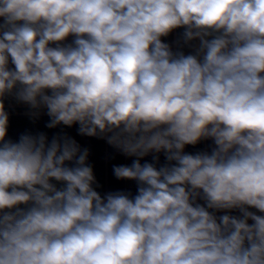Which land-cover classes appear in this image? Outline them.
Segmentation results:
<instances>
[{
    "label": "clouds",
    "instance_id": "clouds-1",
    "mask_svg": "<svg viewBox=\"0 0 264 264\" xmlns=\"http://www.w3.org/2000/svg\"><path fill=\"white\" fill-rule=\"evenodd\" d=\"M8 97L135 158V194L8 139ZM0 264H264V0H0Z\"/></svg>",
    "mask_w": 264,
    "mask_h": 264
},
{
    "label": "crops",
    "instance_id": "crops-1",
    "mask_svg": "<svg viewBox=\"0 0 264 264\" xmlns=\"http://www.w3.org/2000/svg\"><path fill=\"white\" fill-rule=\"evenodd\" d=\"M183 29L175 30L170 36L163 38L165 42L170 43L173 46V50L177 49V41L181 39V33ZM196 43V42H193ZM185 54L193 51L191 47L184 46L182 49ZM5 109L9 114V127L7 138L13 141L19 139L21 134L30 133L33 135L41 132L45 133L49 140L57 134H67L74 138L81 146V148L89 149L88 163L93 167L94 175L96 176L99 187L97 191L104 195L109 191L125 190L131 192L133 195L136 192V184L134 181H118L115 179L112 168L114 165L131 164L133 157H126L111 145L106 140L97 137H87L78 134V125H74L68 128L63 125H59L56 128H47L46 124L50 118L46 115V112H40L38 117L32 116L31 111H18L11 109H30L27 105L17 102L14 98L8 97L4 101ZM45 110V109H44ZM211 140H203L195 146L188 145L185 148L186 152L196 153L198 151H211ZM159 164L166 163L163 153H159ZM153 154L145 157L144 160L153 162ZM144 160L141 162L143 163ZM159 166V165H158ZM59 186V185H58ZM250 211L259 213L256 209L250 208ZM223 214V213H218ZM233 215H239L238 210L231 212Z\"/></svg>",
    "mask_w": 264,
    "mask_h": 264
},
{
    "label": "trees",
    "instance_id": "trees-1",
    "mask_svg": "<svg viewBox=\"0 0 264 264\" xmlns=\"http://www.w3.org/2000/svg\"><path fill=\"white\" fill-rule=\"evenodd\" d=\"M5 110H10V109H5ZM11 110H18V111H32L31 109H11ZM46 112V109H41L40 112Z\"/></svg>",
    "mask_w": 264,
    "mask_h": 264
}]
</instances>
